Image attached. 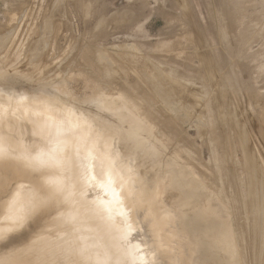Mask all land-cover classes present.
Masks as SVG:
<instances>
[{
  "label": "rangeland",
  "instance_id": "rangeland-1",
  "mask_svg": "<svg viewBox=\"0 0 264 264\" xmlns=\"http://www.w3.org/2000/svg\"><path fill=\"white\" fill-rule=\"evenodd\" d=\"M263 4L264 0H0V145H9L13 141L25 143L23 137H31L29 143L37 154L32 157L30 152H25L27 161L43 165L53 155H66L67 144L46 135L37 120H31L21 112L22 108L32 105V110H36L34 102L37 99L48 101L52 109L47 112V120L51 121L59 111L64 114L59 121L62 125L74 118L72 105L80 112L90 114L91 117L84 118L85 126L91 127L90 132L95 131L96 136L86 135L84 132L89 130L85 127L83 133L79 131L72 139V143L81 139L86 145L80 153H85V158L79 162L78 154H70L67 162L77 163L73 172L80 176L73 188L56 187L68 206L52 213L66 211L70 219H80L76 228L99 233L103 232L106 216L120 214L125 225L130 227L132 237L128 243L135 239L142 247V264H176V257L165 262L169 255L158 248V245H165L166 239L163 213L174 210L173 201H177L166 196L175 190L165 180L168 174L156 173L162 168L158 163L160 160L163 165L176 163L177 167H184L186 164L184 168L190 171V177L205 182L201 185L206 194L210 197L209 193L212 194L211 202L220 206H226L225 202L235 191L246 192L243 189L247 183L245 178H249L246 171L252 170L251 181L254 180L255 185L251 184L257 189L255 197L257 201H263ZM109 67L115 68V78L119 81L113 78L114 75L109 76ZM157 70L163 75L158 77ZM147 80L155 86L181 83L186 86L187 93L190 91L186 98H180L171 90L170 97L179 107L174 111L178 112L177 118L173 110L162 104L156 92L146 87ZM119 86L121 89L126 87L128 108L140 112L145 126L140 129L139 137H144L146 143L153 140L156 146L165 141L162 150H155L157 156L161 155L160 160L145 155L142 148L134 152L123 150L124 144L118 140L117 133L119 117L98 104L102 89L106 93L110 91L111 95L117 92L113 94L117 96L121 91L117 89ZM21 93L36 99L19 98ZM142 110H152L154 118L150 120ZM232 121H237L236 125L232 126ZM128 126L126 122L124 127ZM256 126H260L262 133ZM174 129L178 133L176 138L171 142L164 140L168 138L163 133ZM185 146L195 150L194 153ZM245 149L250 152L251 165ZM216 152L221 154V162ZM105 161L114 163L110 165L114 177ZM214 165L221 167L217 169ZM227 165L232 169L230 177L225 170H220ZM145 170L146 175H142ZM24 172L28 179H18L9 170L0 173L4 177L9 174L13 180L5 196L9 229L18 225L28 233L25 242L19 246L3 247L0 264H30V258L38 257L42 252L39 246L52 238L46 232L54 228V220L41 229L40 223L33 228L29 196L38 186L37 170L24 169ZM105 177L108 178L106 182ZM240 182L243 185L240 186ZM231 183L235 184V189ZM217 190H223L222 195ZM128 204L130 212L124 211ZM232 204L235 203H231V212ZM238 211L239 215L229 217L236 232L242 224V228L246 227L249 215H253L244 207H239ZM145 225L147 233L144 236L140 230ZM151 225L153 229L149 231ZM33 235L35 237L31 239ZM158 240L159 250H148ZM157 252L161 255H156ZM201 255L200 250L195 255L197 261Z\"/></svg>",
  "mask_w": 264,
  "mask_h": 264
},
{
  "label": "bare ground",
  "instance_id": "bare-ground-1",
  "mask_svg": "<svg viewBox=\"0 0 264 264\" xmlns=\"http://www.w3.org/2000/svg\"><path fill=\"white\" fill-rule=\"evenodd\" d=\"M109 69H110L109 76L114 75L113 78L116 79L115 78V75H116L115 68L109 67ZM158 72H159L158 77L163 75L162 73H160V71ZM166 86H169V87L166 88ZM120 87L121 86L117 87V89L118 88L121 89ZM146 87L156 92V95L158 99L162 102V104L164 103L166 107L173 110V115L175 113L174 111H178L179 107H178L177 101L173 100L170 97L171 90L175 91L176 95H178L180 98L181 97L184 98L187 94L190 93L189 90L187 93L186 86L181 83H177V84L174 83L173 86L171 84L168 85V84L162 83V85L155 86V85H152V83L149 80H147ZM122 89L125 91H122ZM122 89L118 93L117 96L113 95V94H117V92L116 93L112 92L113 94L111 95L109 93L110 91L106 93L105 89H102L101 90L102 98L99 100L98 104L103 109L111 110L113 114H116L119 117V121H118L119 123L117 125V133L119 135L118 140L124 144L123 150L134 152L135 150L142 148L145 155H148L149 157H152V156H154L155 158L159 156L161 157V155L157 156L155 154V150L157 148L162 150L164 148L163 145L164 146L166 145V143L164 144L165 141L162 143L163 145L156 146L153 140L146 143L145 139H143L144 137L143 138L139 137V131L145 125L141 121L140 112L135 113L134 110H131L128 108V105L130 103L129 101H127L126 87H122ZM18 97L28 100V101H34L36 99L35 97L26 96L24 93L18 94ZM34 104H35L34 108L36 110H32V105H28L25 108H22L21 112L27 115L28 117H30L31 120H37L39 122V127L44 129L46 135L50 137H55L62 144H67L68 151H67V154L64 156H61L60 154H59L60 156L53 155L45 162V164L40 165L38 164V162L37 163L28 162L26 155H25V152H30L32 157H34L37 154V152L35 151V148L32 146V143L31 144L29 143L28 138H31V137H28V136L23 137V140L25 141V143H21L19 141H13V143L9 145L8 144H5L3 146L0 145V173L3 170H9L10 174H13L14 177L16 176L18 179H28L29 177L26 175L27 171L25 173L24 169L28 171L37 170L36 179H37L38 186L36 189H34L31 192L29 196V199L32 204V212H33V219H34L33 228L39 223H40V229H41L45 224H47L51 220H54L55 222L54 228L46 232V234L52 238L50 239V241L48 242L45 241L43 242V244L39 246V248L42 249V252L40 253L38 257L30 258V264H142L141 262L142 247L135 243V239H133V243H128V240H131V237H132L130 236L131 235L130 227L125 225L123 221L124 217H119L120 214L112 213L106 216L103 221V227H102L103 232L99 233L96 230L83 231L79 227L76 228L75 224L79 222L80 219H77V220L74 218L70 219L67 216L66 211L52 213L53 211L60 209L63 206H68V202L64 201V199L62 198V193L58 192L56 187L60 189L61 188H66V189L73 188L74 185L77 184V179L80 176L78 175V172H75V173L73 172L77 163H73V162L69 163L67 162V159L70 157L71 153L73 155L78 154L79 162L81 161L82 157L85 158V153L82 155H80V153L84 151V149L86 148V145L83 143V141H81V139H75L74 142L72 143V139L78 136L79 131L83 133L85 131L84 129L85 127H87V129L89 130L87 132H84L86 135L96 136V132L95 131L90 132L91 127L85 126L86 119L84 118L88 117L87 115L91 117V115L80 112L79 109H77L75 105H72L71 107V112L74 114V118L70 119L66 125H62L59 123L60 118H64V114L62 112L57 111V113H55V117L51 121L47 120L46 118V116H48L47 112H49V110L52 109L50 102L37 99V102H34ZM207 108H208V105H207ZM177 113H175L176 115H174L176 116V118H177ZM142 114H144L146 117H149L150 120L154 118L155 116L152 110H142ZM225 117L227 116H224V118ZM218 118L221 121H223L222 118L220 117V114H218ZM155 119H154V122H155ZM94 120L98 121L96 118H94ZM126 122L129 125L127 128L124 127ZM215 122H217V119L215 120ZM232 122H233L232 126H234L236 125L237 121L236 122L232 121ZM261 122L263 121L261 120ZM168 123H170V121ZM178 123H180L179 119H178ZM258 123H260V121ZM263 124L261 126H263ZM43 126L46 127L47 129H45ZM67 126L69 129H67ZM213 130H215V128ZM232 130L235 131L234 129ZM261 130L262 129L260 128V130L258 131L261 132ZM160 131H163V130H160ZM110 133H113V130L110 131ZM154 133L155 135H157L156 132ZM176 133H177V130L175 129L173 131L168 130L167 133H163V134L166 136V138L168 139L170 138V139L169 140L164 139V140H167V141H170V140L172 141V139L174 140V138H176ZM6 134L11 135L10 133H6ZM163 137L164 136H162V138ZM244 139H242L243 147H245V144H246ZM179 142L182 143L181 141ZM128 143H131V145L129 144L130 145L129 146ZM169 143L167 142L168 145ZM216 144H214V147H218L216 146ZM210 147H212V145ZM191 151L190 153L192 154V152L194 153L195 150L192 152ZM244 151L251 165L252 163L250 162L251 156H249L250 152L248 153L246 149ZM196 154L198 153L196 152ZM219 154L217 153L218 159L221 155ZM160 157H159V160L161 159ZM177 159L179 160V158ZM161 161L162 160H160L158 163H159V166L162 168L159 167L160 170L158 169L156 173L157 174L158 173L168 174V177L165 180L169 182L171 189H175V190L174 192L172 191L168 192L166 196H172L173 199L175 198L177 199V201H173L172 207L174 208V210L171 211L169 209L168 211L163 213L164 217L166 218V225H165V230H164V234L166 236V239L164 241L165 245L159 246L158 245L159 240H158L157 242H155V245L150 246L148 250L158 251L161 247V250L164 252V254L169 255L168 257L165 258V262L171 261L172 260L171 257H176V259L174 260L175 261L174 263L176 264H264L263 263V258H264V198H263V201H257L258 198L255 197L257 196V193H256L257 189H256V186L254 187L252 185L254 184L253 183L254 180L253 182L251 181V178L253 175L252 170L246 171L245 170L246 168L244 169L247 172V177H249L247 178V180L245 178V181H247V183H245L246 188H243V189H246V192L243 193V191L242 192L235 191V194H232L233 196L230 194L232 196L230 197L231 199L230 200L228 199V202H225L226 206H223L222 204H221L222 206H220L219 203L214 204L211 202L213 199L212 194L209 193L211 197L206 194L207 192L206 190H204L205 188L203 186L205 182L201 183L200 181L202 180L199 181L198 180L199 178L197 179L194 177H190V171H187L184 168L186 164L184 165V167L183 166L177 167L176 163L174 164L167 163L163 165V162ZM105 162L107 163L108 167L114 164L108 161H105ZM220 162L217 161V163H220ZM214 167H217V166L214 165ZM219 167L221 166L219 165ZM219 167H217V169ZM227 167L228 165L226 166V168ZM252 167L254 166L252 165ZM226 168L223 169L222 167L220 170L222 171L225 170L224 173L228 177H230L231 175L230 172L232 169L227 168L228 170H226ZM110 170H111V177H114L115 175H114L112 166H110ZM146 171L147 170L142 171V175H146ZM255 171L256 170H254V172ZM218 173H222V172H218ZM151 174H153V172L148 175H151ZM4 175L7 178L0 175L1 177H3V180L1 181V184H0V207H2L1 208L2 211L0 213V239H2L1 242H4V245H8V247L12 249V248L19 246L21 243H24L25 242L24 240L28 233L22 227L18 225H14V226L12 225L11 228L9 229V224L7 223V212H6L7 202L5 200V196L11 189V182H10L11 179L9 178V174L6 173ZM222 176L220 177L221 181L223 178ZM212 178H215V177H212ZM107 179L108 178L105 177V182ZM117 180L118 179H116V181ZM216 180L219 181V179L217 178ZM224 181H227L228 183V180H224ZM230 181L232 182V180ZM242 183L240 182V186ZM64 184H65V187H64ZM234 185L235 184H232V187ZM214 186L215 188H217L216 185ZM224 186L225 185H223V187ZM149 187L150 186L147 185V188ZM235 187L236 186H234V189ZM219 188H221V186ZM227 190L229 191V189ZM217 191L216 193L219 192ZM220 192L222 195L223 190ZM114 200L116 201V198ZM225 200L227 199L225 198ZM164 202L165 204H167V206H170V204L167 201H164ZM232 202L235 203L234 205L232 204L233 212L229 210L231 209L230 207H231ZM239 207L240 208L244 207L246 211L250 210L253 213V215H249L248 221L246 220L247 226L244 227L245 229L241 227L243 225L242 224L240 227H238L237 229L238 231L236 232V229L232 227L229 217H231V214L235 215L236 213L240 212L238 211ZM127 210L129 212L131 210L129 204L127 208H124V211H127ZM78 213H81V212L79 211ZM239 214L240 213L236 214V216ZM243 214L245 215L244 212ZM138 215H139L138 219H140V213H138ZM241 222H242V218H241ZM146 225L144 228L142 227L140 230L142 231L144 236H145V233H147ZM40 229L38 232H40ZM152 229H153V226L151 225L149 227V231H152ZM36 243L38 244L39 241H36ZM157 245L159 249L157 248ZM29 246L31 247L32 244H29ZM200 250L202 251V255L197 261L195 255L199 253ZM156 255H161V253L157 252Z\"/></svg>",
  "mask_w": 264,
  "mask_h": 264
},
{
  "label": "water",
  "instance_id": "water-1",
  "mask_svg": "<svg viewBox=\"0 0 264 264\" xmlns=\"http://www.w3.org/2000/svg\"><path fill=\"white\" fill-rule=\"evenodd\" d=\"M11 179H12V178H11ZM2 180H3V177L0 176V184H1V181H2ZM10 182L12 183L13 180H11ZM1 208H2V207H0V213H1V211H2ZM15 233H16V232H15ZM35 235H36V234H35ZM35 235H33V236L31 237V239H32L33 237H35ZM1 240H2V239H0V245H1V246H0V248H1V249H0V253H1V251L3 250V247H4V249H5V245H3L4 242H1ZM29 241H30V240H29ZM0 256H1V254H0Z\"/></svg>",
  "mask_w": 264,
  "mask_h": 264
}]
</instances>
